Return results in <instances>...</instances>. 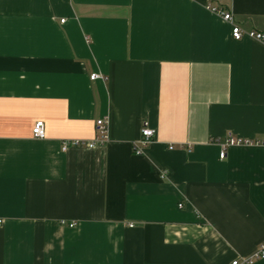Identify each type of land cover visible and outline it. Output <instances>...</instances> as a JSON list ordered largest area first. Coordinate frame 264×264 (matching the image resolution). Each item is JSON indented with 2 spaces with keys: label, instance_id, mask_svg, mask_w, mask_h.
<instances>
[{
  "label": "crops",
  "instance_id": "0c3cea01",
  "mask_svg": "<svg viewBox=\"0 0 264 264\" xmlns=\"http://www.w3.org/2000/svg\"><path fill=\"white\" fill-rule=\"evenodd\" d=\"M211 8L264 32V0H0V264H230L254 253L264 41L234 40ZM144 122L153 137L136 155ZM228 137L253 144L221 159ZM77 139L96 144L63 151Z\"/></svg>",
  "mask_w": 264,
  "mask_h": 264
},
{
  "label": "built area",
  "instance_id": "2783aa9c",
  "mask_svg": "<svg viewBox=\"0 0 264 264\" xmlns=\"http://www.w3.org/2000/svg\"><path fill=\"white\" fill-rule=\"evenodd\" d=\"M211 10L218 14L224 21H227L229 23L232 24L231 27V36L234 40H240L244 37V35H247L249 37H251L254 40L257 41H264V32H257V31H250L248 33H245L239 26H237L236 24L233 23V17L232 14L229 12H224L222 10H219L217 8H211ZM99 77L98 74H91L90 75V80H95ZM96 125L98 127V130L101 134V138L98 140V144H103L106 141V123L103 119H98L96 121ZM32 137L36 138V139H43L45 137V131H44V123L43 121H36L33 126H32ZM140 135L141 138L138 141V143L140 144V147L138 146H134V153L136 155H141L143 152V148H145L148 144L151 143L152 141V137H153V130L150 129L148 127L147 122H144L142 124V127L140 129ZM96 144V142H83V141H79L74 140V141H70V142H66L63 143L62 148L63 151H65L68 146H87V147H93ZM253 144V142L246 140V139H240V138H235V137H228L226 143L222 146V151L220 152V158L223 159L225 152H224V148L227 146H232V145H251ZM255 144L259 145V144H264V142H256ZM170 148H172V146H170ZM2 220H0V224H1ZM72 226V225H70ZM264 258V240L262 242H260L256 248V250L254 251V253L249 256V258H236L233 259V261L230 264H252L253 262H255L256 260H260Z\"/></svg>",
  "mask_w": 264,
  "mask_h": 264
}]
</instances>
